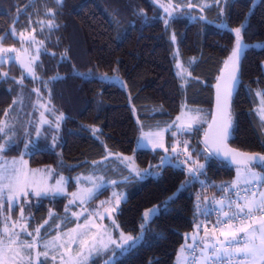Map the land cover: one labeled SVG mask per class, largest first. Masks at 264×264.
Returning a JSON list of instances; mask_svg holds the SVG:
<instances>
[{
    "label": "trees",
    "instance_id": "trees-1",
    "mask_svg": "<svg viewBox=\"0 0 264 264\" xmlns=\"http://www.w3.org/2000/svg\"><path fill=\"white\" fill-rule=\"evenodd\" d=\"M173 1L176 7L188 0ZM211 2L204 9L183 6L182 12L167 16L157 0H0L4 42L15 41L9 34L11 25L17 30L35 29L44 41L37 78L28 77L16 61L0 64V142L10 140L2 152L24 155L32 167L52 165L69 176L108 170L120 179L116 186L126 194L115 220L135 237L144 210L166 202L143 227L134 248L121 254L113 245L91 259L93 264L112 253L111 264H175L180 247L189 241L186 232L201 216L197 196L211 192L210 197L218 199L220 186L231 183L235 165L202 149L201 138L213 114L214 85L231 64L236 28H242L244 46L238 87L231 96L228 142L264 157L263 121L254 111L251 91L264 87V0ZM176 48L190 68L184 86L174 71ZM113 75L119 83L105 79ZM182 97L202 112L203 122L180 135L197 166H204L196 172L199 179L172 162L162 164V149L136 146L141 130L169 127L180 113ZM40 112L48 116L45 123L40 122ZM107 151L133 153L143 174L136 176L116 159H106ZM250 165L264 175V161ZM34 198L21 201L12 211L25 206L31 212L30 227L43 224L40 231L47 236L58 230L54 224L68 195ZM52 207L55 211L49 215ZM5 208L0 206V229ZM114 232L117 235L118 228ZM194 242L182 248L185 264L189 257L185 250ZM200 249L201 244L195 264Z\"/></svg>",
    "mask_w": 264,
    "mask_h": 264
},
{
    "label": "rangeland",
    "instance_id": "rangeland-1",
    "mask_svg": "<svg viewBox=\"0 0 264 264\" xmlns=\"http://www.w3.org/2000/svg\"><path fill=\"white\" fill-rule=\"evenodd\" d=\"M194 0H188L185 5L175 6L173 0L168 1H159L157 3L162 7L167 16L175 15L176 13L182 12L181 7L185 6L186 9L191 10L195 9H204V7H209L212 3L211 0H199L196 4L193 3ZM10 36L15 39L6 43L3 41L2 36H0V64L9 63L10 60L16 61L19 66H21L25 74L30 78H37L38 72H36V63L37 59L41 52H43L44 41L39 38L36 34V30H17L14 26L9 27ZM11 50V51H3ZM175 62H174V71L175 75L180 78V84L185 85L190 78V68L181 60V56L178 52V48L175 49ZM262 69L264 73V60L262 61ZM110 82L114 81L116 83L120 82V79L117 75H113L110 78H107ZM122 84V83H120ZM251 90V89H250ZM253 96L255 97L254 101V111L258 117L263 121L264 129V87L258 86L251 90ZM44 109H48L47 105L43 106ZM133 112H135L133 108ZM136 113V112H135ZM201 109L190 105L185 98H181L180 101V113L175 117V119L170 123L169 127L159 128V130H147L140 132V137L137 141V147L143 148H152V149H162L164 157H169V161L166 163H173L176 166L184 167L187 172L189 169H197V162L195 161V155H193L189 149H185L184 144L185 137H180L182 131L191 132L192 129L199 123H202ZM39 117H41L40 122L45 123L48 116H45L44 112H40ZM45 117V118H44ZM179 117V120L177 119ZM58 118L61 119L62 115H58ZM189 125L191 126L189 128ZM261 140L264 142V135L261 136ZM10 143L8 138L3 139L0 142V145H6ZM163 145V147H160ZM173 146H176V153H179L177 156L173 152ZM191 156V160L188 162L186 158ZM112 158L116 159L118 163L123 165L126 169L136 176H141L143 174L142 169L138 166L136 162V157L133 153L123 154L120 152H111L107 151L106 159ZM104 160V159H103ZM161 160V162H162ZM97 162V161H96ZM112 162V160H109ZM163 164V163H162ZM112 168L117 167V165H111ZM13 170H22L23 173L28 177L29 185L27 190L31 193L36 190L47 191L49 195L56 193L55 195L66 194L68 195L67 201L64 204L63 211L57 221L54 224V227L57 228L55 232H51L49 235L42 236L41 231L39 238L37 239L36 229L41 230V226L36 227L32 225L31 228L29 225L31 212L26 211L25 206L21 205L19 210L15 213L12 211L13 208H9L8 197L13 195L8 192V182L5 180L3 185H0L4 189L3 199H0V206L5 208V213L1 216L2 227L0 229V259L4 261V264H93L91 259H93L98 253L106 251L111 246L120 248L121 245H124L128 238H137L133 236L130 232H126L121 229L118 223L115 220V215L119 209L121 202L125 199L126 194L123 191H120L116 186V181H119V178H115L109 175L107 172H102V170H93L92 172H82L69 176L62 172H56L52 165L48 166H37L32 167L27 161V157L24 155H14L7 156L2 151H0V174L9 175ZM234 177L230 179L231 183H226L225 187H231L233 185H238L239 183H249L256 186V188L249 194L241 195V197L247 196L249 200L255 198L256 201L261 199V196L264 195V175L253 166H244L239 165L234 168ZM191 178H198L197 173L195 176L189 173ZM63 178L61 184H58L57 181H60ZM35 181V183H32ZM115 182V183H113ZM187 183H189L187 181ZM99 184L101 186L102 193L100 195H95L93 198L86 200V202H81L80 199H75V202L68 207L66 212V206H69V201L73 200V194H86L89 190L93 189L94 185ZM185 183L181 185L180 188H183ZM105 186L106 189H105ZM220 186L223 190L225 187ZM59 189V191H57ZM105 189V190H104ZM178 191L173 192L169 195L167 199L172 198ZM207 193V192H206ZM31 196V195H30ZM30 196L28 198L29 202L31 201ZM217 197V195H215ZM97 197V198H96ZM231 198L226 197L223 201ZM232 198H237V195H233ZM35 200L36 197L34 198ZM205 204H207L206 196L204 197ZM214 199L213 203L216 205L218 210L220 209V204L218 203L221 199H215L213 196L209 197V201ZM117 200L119 203L117 204ZM21 201L25 202L24 197L21 195L19 198L20 204ZM217 201V202H216ZM103 202V203H102ZM242 203V201H241ZM166 202H163L161 205H153L150 208L144 210V218L140 222L141 230L138 237H142L143 227L147 225V222L157 213H160L162 206ZM209 203L207 206V210ZM228 207V205H227ZM21 208H23L24 219H21ZM233 208V207H231ZM155 209V212L150 210ZM225 206L223 211H225ZM230 210L229 213L235 211ZM55 209L52 207L49 211L54 213ZM75 213L76 215H73ZM83 213V215H80ZM145 213H149L146 217ZM205 217L200 219L199 216L195 219V224L193 228L186 232L189 241H186L179 249L176 254L175 264L182 263V248L190 242H194L197 239L200 240L201 249L199 252L200 260L198 264H205L206 259L214 256L216 260H226L227 256L221 257L219 254L211 251V249L204 251V240L206 232L203 230V225L206 223L207 218L211 217V211L208 210ZM218 214L223 216V213L219 210ZM264 218L260 214L254 215L253 218L249 219L245 223V226L252 225L253 227L259 229V221ZM87 220V223H86ZM200 222V229L197 230V225ZM114 224V225H112ZM53 225V222L50 223V226ZM115 227L118 228V233L115 235ZM76 229V232L73 231ZM86 231L87 235L84 237L88 241L87 247H82L79 244V241L73 242V237L77 235V232ZM12 233H16L12 237L13 243L9 244V237ZM32 233V235H28ZM213 234V230L207 231V236L210 238ZM215 235H219V231H215ZM244 240L248 239V236L245 234H239ZM255 243L259 244V232L256 233ZM35 240V243L33 241ZM55 241V245H53ZM140 240L137 242L139 243ZM210 243H214L212 240ZM33 244L31 249L27 248V245ZM93 244L95 247H93ZM47 245V247H45ZM229 251V250H228ZM45 252L47 255H45ZM114 258V253L109 254L108 257L102 259L99 264H111ZM246 260V261H245ZM245 261V262H243ZM260 264L259 260L253 262L251 258L244 259L240 257H235V260L232 264Z\"/></svg>",
    "mask_w": 264,
    "mask_h": 264
},
{
    "label": "snow or ice",
    "instance_id": "snow-or-ice-1",
    "mask_svg": "<svg viewBox=\"0 0 264 264\" xmlns=\"http://www.w3.org/2000/svg\"><path fill=\"white\" fill-rule=\"evenodd\" d=\"M235 34H236V47L234 48L230 59L233 60H238L241 51L243 50V43H242V28H236L235 29ZM3 51H11V50H3ZM2 59V58H0ZM58 79V77L54 78ZM107 79V78H105ZM230 79L235 80V75L230 74ZM219 87V86H218ZM218 104H219V96H218ZM179 120V117L177 118ZM213 123H215V118L213 120ZM228 124L224 123L219 129V135L221 137H224L227 135L228 131ZM191 126L189 125V128ZM211 128L212 125H209ZM2 131V130H0ZM205 144L207 145V134H206V139H205ZM4 145H0V151L4 150ZM26 145V149H27ZM160 147H163V145H160ZM185 149L188 148V144L185 142L184 144ZM173 152L178 156L179 153H176V146H173ZM213 155H219V153H213ZM211 156L206 157V159L211 160ZM169 157H164L162 160V163H166L169 161ZM249 163H254V162H261L264 161V157H247L246 158ZM191 160V156L189 155L186 158L185 162H188ZM204 166L203 165H198L197 169H189V173L192 174L193 176L196 175V172L202 169ZM8 182V192L12 193L13 195L8 197V203H9V208L15 207L18 202L19 198L22 195L24 197L25 203H28L29 196H34L36 198H43L47 197L49 193L47 191L43 190H36L34 192H29L27 190L29 181L28 177L23 173L22 170H13L12 173L9 175L5 176L0 174V185H3L4 181ZM63 181V178H61L60 181H57L58 184H61ZM32 183H35V181H32ZM115 183V182H113ZM59 191V189L57 190ZM101 191V186L99 184L94 185L93 189L89 190L86 194H78L74 193L73 200L69 201V206H66L65 211H68V207H70L74 202L75 199H80L81 202H86V200L93 198L95 195L100 194ZM3 194H4V189L0 187V199H3ZM55 195L56 193H52ZM237 201H242L237 202ZM237 201H229L228 207L231 208L233 204H235V211L231 212V214L227 211H223L224 207V201L221 199L218 203L220 204V211L223 213V220H217L216 225L213 226V234L212 237L207 236V228L205 226V232L206 236L204 240H202V243L204 244V251H207L211 249V251L219 254L221 257L227 256V258H232V257H240L244 259L251 258L253 262L256 260L260 261V264H264V218H262L258 223H259V229L253 227L252 225H247L245 226L246 221L249 219L253 218L256 212H260L262 216H264V195L261 196V199L259 201H256L255 198L249 200L247 196L245 197H240L239 193H237ZM103 203V202H102ZM119 201L117 200V204ZM23 208H21V219H24L23 216ZM151 212H155L156 210H150ZM206 215L210 213H205ZM73 215H76L73 213ZM80 215H83L81 213ZM149 213H145V216L147 217ZM239 221L240 226H236V222ZM47 223V221H46ZM87 223V220H86ZM43 227V226H41ZM197 230L200 229V225H197ZM219 231V236L223 237L221 240L219 237L215 235V231ZM36 235L37 239L39 238L40 234V229L37 228L36 230ZM74 232H76V229H73ZM257 231L259 232V244L257 245L255 243L256 240V233ZM238 234H245L248 236V239L245 240L242 244V246H238L235 248V251H228L229 248H231L233 245H241V239ZM16 233H12L11 236L9 237V244L13 243L12 237H14ZM28 235H32V233H28ZM87 232L86 231H80L77 232V235L73 237V242L79 241V244L82 247H87L88 246V241L84 239L86 237ZM142 237H137L135 239L133 238H128V241L120 246V252L121 254H125L128 251H130L132 248H134L139 240H141ZM195 241V238H193ZM209 240H214V243H210ZM2 243V241H0ZM35 243V240L33 241ZM53 245H55V241L52 242ZM33 247V244L27 245L28 249H31ZM47 247V245L45 246ZM93 247L95 245L93 244ZM192 247V246H189ZM45 255L47 253L45 252ZM0 264H4V261L0 259Z\"/></svg>",
    "mask_w": 264,
    "mask_h": 264
},
{
    "label": "water",
    "instance_id": "water-1",
    "mask_svg": "<svg viewBox=\"0 0 264 264\" xmlns=\"http://www.w3.org/2000/svg\"><path fill=\"white\" fill-rule=\"evenodd\" d=\"M244 46V45H243ZM243 55L241 51L239 58ZM239 58L238 60H231V64L225 66L220 76L218 77L215 87H214V104H213V114L210 118V122L204 130V134L201 138V143H203L202 149H207L210 154L219 153V155H213L219 157L225 161H229L235 166L244 165L250 166L251 163L247 161V157H260L259 152H247L240 150L239 148L233 147L229 142L230 135L232 133V119H231V96L234 94L236 88L238 87V76H239ZM230 74L235 75V80L230 79ZM219 86V87H218ZM219 96V104H218ZM215 118V123L213 120ZM227 123L228 131L227 135L221 137L219 135V129L222 124ZM209 125H212L210 128ZM207 134V145L205 144Z\"/></svg>",
    "mask_w": 264,
    "mask_h": 264
},
{
    "label": "built area",
    "instance_id": "built-area-1",
    "mask_svg": "<svg viewBox=\"0 0 264 264\" xmlns=\"http://www.w3.org/2000/svg\"><path fill=\"white\" fill-rule=\"evenodd\" d=\"M249 183H239L238 185H233L231 187H225L223 189V192L217 196L218 199H224L226 197L229 196H233V195H237V193H239V196L241 195H245V194H249L251 193L256 186ZM216 199V198H215ZM217 199V200H218ZM213 201H215L214 199H211V201H209V207L208 210L211 211V217L207 218L206 223L203 225V230L205 231V226L207 228V230H213V226L216 225L217 220H223L224 217L220 216L218 214L219 210L216 207V205L213 203ZM217 202V201H216ZM256 214H260L262 215L260 212H256ZM249 221V220H248ZM246 221V222H248ZM236 226L239 227L240 223L239 221L236 222ZM218 231V230H216ZM239 235V234H238ZM240 236V235H239ZM241 239V245H233L231 248H229V251H235V248L238 246H242L243 242L245 241L243 237L240 236ZM192 247H187L185 252L187 254L188 257V264H195L196 259L198 258V251H199V246H200V240L197 239L196 242H194L193 244H191ZM235 260V257L232 258H228L226 260H216V258L214 256H211L209 258V261L207 264H232V262Z\"/></svg>",
    "mask_w": 264,
    "mask_h": 264
},
{
    "label": "crops",
    "instance_id": "crops-1",
    "mask_svg": "<svg viewBox=\"0 0 264 264\" xmlns=\"http://www.w3.org/2000/svg\"><path fill=\"white\" fill-rule=\"evenodd\" d=\"M263 70V69H262ZM258 118H260V117H258ZM261 119V118H260ZM210 195H211V192H207V193H205V194H199L198 196H197V199H198V205H199V210H200V214H201V216H200V219H202V217H205L206 216V214L205 213H207L208 212V210H207V206H208V203H209V197H210ZM206 196V199H207V204H205V199H204V197ZM229 201H237V198H229V199H227L226 201H224V206H225V211H227V212H229L230 210H234L233 208L235 207V204H233L232 205V207L233 208H229V207H227V205H228V203H229ZM237 202H241V201H237ZM200 224V222L198 223V225ZM212 237V236H211ZM217 237H219L221 240L223 239V237H220L219 235L217 236ZM210 241H212V240H210ZM183 256V255H182ZM207 261H208V258H207ZM207 261H206V263H207ZM246 261V260H245ZM245 261H243V262H245ZM182 263L183 264H185V257L183 256V258H182ZM205 263V264H206ZM238 264V263H237ZM240 264H243V263H240Z\"/></svg>",
    "mask_w": 264,
    "mask_h": 264
}]
</instances>
